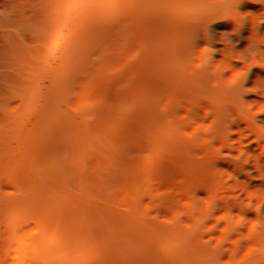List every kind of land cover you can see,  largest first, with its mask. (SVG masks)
I'll return each instance as SVG.
<instances>
[{"label": "trees", "instance_id": "obj_1", "mask_svg": "<svg viewBox=\"0 0 264 264\" xmlns=\"http://www.w3.org/2000/svg\"><path fill=\"white\" fill-rule=\"evenodd\" d=\"M264 0H0V264H264Z\"/></svg>", "mask_w": 264, "mask_h": 264}, {"label": "water", "instance_id": "obj_2", "mask_svg": "<svg viewBox=\"0 0 264 264\" xmlns=\"http://www.w3.org/2000/svg\"><path fill=\"white\" fill-rule=\"evenodd\" d=\"M261 242H262V244H264V240L263 239H261Z\"/></svg>", "mask_w": 264, "mask_h": 264}]
</instances>
